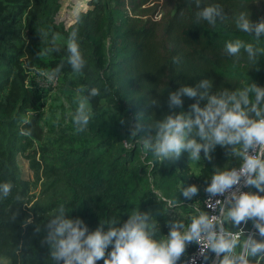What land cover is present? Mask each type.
Masks as SVG:
<instances>
[{"label": "trees", "instance_id": "16d2710c", "mask_svg": "<svg viewBox=\"0 0 264 264\" xmlns=\"http://www.w3.org/2000/svg\"><path fill=\"white\" fill-rule=\"evenodd\" d=\"M206 2L223 8L225 18L215 26L197 22L195 0H89L91 6L85 3L74 14L59 12L58 18L66 15L67 22L55 20L58 0H0V183L14 185L11 195L0 200V264L2 257L10 264H56L41 241L47 233L48 216L60 204L72 208L66 215L81 218L89 232L110 220L122 225L133 211H151L158 238L164 236L172 219L163 213V203L184 198L179 191L187 187L189 154L184 152L175 163L163 167L144 147V136L150 134L151 122L171 112H188L197 102L184 96L182 108L170 109L169 93L203 79L213 81V93L253 82L264 87V37L257 43L253 35L236 26L241 12L258 22L264 19V10L254 6V0ZM158 6L170 8L163 12ZM159 13L161 17L156 18ZM73 30H78L86 60L80 73L84 94L91 87L100 91L90 100L96 110L89 123L94 144L77 151L67 148L53 154L55 162L49 163L35 145L45 129L27 67L39 64L53 70L62 64L60 72H74L67 62V40ZM236 39L261 49L255 62L249 61L243 49L238 60L225 53L226 43ZM39 43L49 61L41 57ZM124 69L141 92V98L129 105L116 98L114 91ZM152 98L158 99L159 106L149 105ZM103 99L123 114L125 123L101 111ZM200 104L203 107L206 101ZM141 113L143 130L132 135L129 124ZM19 153L29 159L36 182L42 186L39 197L31 192L32 181L22 175ZM201 155L204 175L217 166L221 169L220 160L227 156L219 145L210 161ZM156 192L162 195L157 198ZM17 193L23 197L20 202L15 200ZM29 217L32 222L26 223ZM108 227L104 225L105 231ZM111 249L109 245L108 253Z\"/></svg>", "mask_w": 264, "mask_h": 264}, {"label": "clouds", "instance_id": "9594fccd", "mask_svg": "<svg viewBox=\"0 0 264 264\" xmlns=\"http://www.w3.org/2000/svg\"><path fill=\"white\" fill-rule=\"evenodd\" d=\"M202 4L205 6L201 7ZM195 5L197 22L204 20L215 26L218 20L225 18L219 4L195 0ZM236 26L253 35L257 43L264 37V19L253 22L247 13L241 12ZM242 49L253 62L261 51L253 43L240 39L227 42L224 51L238 60ZM67 53L72 70L83 72L86 60L78 43V30L69 34ZM62 67V64L58 65L52 72L42 71L40 75L53 82ZM212 88L213 81L203 79L195 86L183 85L169 93L170 109L182 108L184 96L195 98L197 102L190 105L188 112H171L151 122L150 134L144 136V147L160 163H175L184 152L189 154L190 161L199 162L202 152L203 158L210 161L218 145L226 149L229 157L242 161L239 167L217 168L211 175V182L205 188L206 202L208 208L217 214L196 208L198 215H192L190 223L169 220L170 230L166 237L158 238L159 229L151 211H133L122 225L119 220H110L101 222L89 232L81 218L66 215L72 208L60 204L55 213L48 216L47 233L41 241L49 247L52 261L56 264H97L100 260L104 264H178L187 246L195 243L199 245V254L204 261L209 260L211 253L215 254L217 264H261L264 259V87L253 82L235 90L224 87L213 93ZM78 91L86 90L81 88ZM99 95V89L91 87L87 95L77 97L78 107L70 114L77 133L87 129L93 115L90 100ZM200 101H206L205 106L202 107ZM149 105L159 106L158 99L152 98ZM142 115L134 124H129L132 135L143 130ZM121 123L125 121L122 119ZM242 180L245 187H254L257 191L234 190ZM13 186L11 181L0 183V200L11 195ZM179 192L191 200L198 195L199 187L196 184L182 186ZM154 194L157 198L160 196L158 192ZM217 196L223 199L213 201L212 198ZM15 200L20 202L23 197L17 193ZM179 202L178 198L165 201L169 208ZM15 217L16 214L13 220ZM249 221L253 222L256 232L246 234L243 240L244 229L233 231L225 226L230 223L237 229ZM31 222L29 217L26 223ZM105 224L109 225L107 231ZM109 245L112 249L106 255Z\"/></svg>", "mask_w": 264, "mask_h": 264}, {"label": "rangeland", "instance_id": "374dc122", "mask_svg": "<svg viewBox=\"0 0 264 264\" xmlns=\"http://www.w3.org/2000/svg\"><path fill=\"white\" fill-rule=\"evenodd\" d=\"M58 2L60 6L54 14L57 22H67V20H65L66 15L62 16L60 19L58 18L59 12L68 13L71 11L74 14L78 9L82 8L85 3L88 4V7L91 6L89 4V0H58ZM254 6H256L259 10H264V0H254ZM169 8L170 6L162 8L161 6H158V9H162L163 12H166ZM161 14L162 13L156 15V18H160ZM162 26L163 25H161V27ZM38 47L41 49V57L45 61H49V55L46 51H44L43 45L39 43ZM258 65L260 64L258 63ZM27 69L29 73V84L33 87L39 97L37 110L42 114L40 122L45 129L43 139L40 141L37 140L35 145L44 154L46 162L54 163L55 158L53 154L59 155L67 148L77 151L84 147L93 145L94 142L90 137L92 133L89 125L84 132L77 133L72 116L70 115L71 113H74L78 107L77 97L85 95L84 92L78 91V89L83 88L81 74L75 72H59L55 80L53 82H49L46 77L40 75L42 71L52 72L54 70L50 69L49 66L36 64L35 66L27 67ZM114 91L115 97L127 105L134 103L141 98V92L134 86L132 76L129 75L125 69L121 71L116 84L114 85ZM90 107L92 109V113L94 114L96 110L93 108L91 102ZM101 111H104V113L107 114H115L119 121L123 119V114L107 100L103 99ZM38 155L40 156V154ZM17 162L23 177L32 181L31 192L35 195V197H39L42 192V186L39 181L36 182L35 172L29 159L25 157V155L19 153L17 156ZM238 162V158L229 157L227 155L226 158L220 160L219 165L222 170L230 169ZM172 164L173 163H169L167 161L161 163L163 167L170 166ZM201 166L202 160L199 162L190 161L189 156L187 157V168L185 171L187 186H190L191 184L198 185L199 193L191 200L183 198L174 208H169L167 203L164 202L162 211L165 215H167V217L171 219L183 220L187 225L190 223V217L192 215H198L195 211L196 208H199L202 211V200L206 193L205 188L207 184L211 182V175L213 174V171L204 175V173H201ZM217 168L218 166L213 170H216ZM256 190L257 189L253 187L252 192H255ZM170 200L171 199H168L167 201ZM249 223L253 224L252 221H249ZM169 230V225L167 223V230L163 237H166ZM192 244L187 246L186 252L192 248ZM237 250L240 251L239 248ZM107 253L108 249L106 250V255ZM2 263L10 264V261L7 257H2Z\"/></svg>", "mask_w": 264, "mask_h": 264}, {"label": "built area", "instance_id": "2783aa9c", "mask_svg": "<svg viewBox=\"0 0 264 264\" xmlns=\"http://www.w3.org/2000/svg\"><path fill=\"white\" fill-rule=\"evenodd\" d=\"M124 142L126 145H130V142H128L127 140H125ZM241 163H242V161H240L237 165H235L233 167H239ZM252 189H253V187H245L243 184V180H242L241 184L239 186H237V189H234V190L252 191ZM212 199L214 201L217 199H223V197L217 196V197H213ZM206 200H208V194L207 193H205L203 200H202V211H206V212L209 211L212 214H217V213H213V210L208 208ZM217 212H218V210H217ZM225 226L230 228L233 231H237L240 228L244 229L245 234L242 236V240L246 239V234H251V232L253 231V228H254V224H250L249 222L247 225L242 223L240 226H238L237 229L232 228L230 223H226ZM185 261H187V264H217V258L215 257V254H211V253H210L209 260L204 261L203 257H201L199 254V245H197L195 243H193L192 248L188 252H186L185 257L181 261L180 264H184Z\"/></svg>", "mask_w": 264, "mask_h": 264}, {"label": "crops", "instance_id": "0c3cea01", "mask_svg": "<svg viewBox=\"0 0 264 264\" xmlns=\"http://www.w3.org/2000/svg\"><path fill=\"white\" fill-rule=\"evenodd\" d=\"M256 232V229H255V227L253 228V231L251 232V233H255ZM257 238L258 239H260V237L258 236V234H257Z\"/></svg>", "mask_w": 264, "mask_h": 264}]
</instances>
